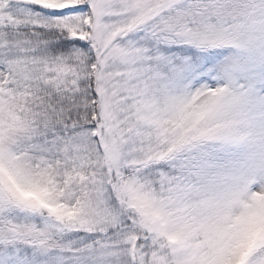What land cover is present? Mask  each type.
I'll use <instances>...</instances> for the list:
<instances>
[{"label": "snow or ice", "instance_id": "snow-or-ice-1", "mask_svg": "<svg viewBox=\"0 0 264 264\" xmlns=\"http://www.w3.org/2000/svg\"><path fill=\"white\" fill-rule=\"evenodd\" d=\"M0 264H264V0H0Z\"/></svg>", "mask_w": 264, "mask_h": 264}]
</instances>
